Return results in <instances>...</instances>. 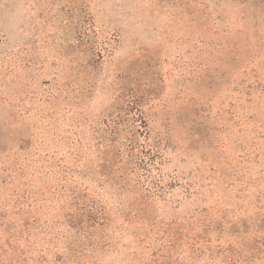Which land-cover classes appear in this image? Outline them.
Returning a JSON list of instances; mask_svg holds the SVG:
<instances>
[{"label": "rangeland", "instance_id": "374dc122", "mask_svg": "<svg viewBox=\"0 0 264 264\" xmlns=\"http://www.w3.org/2000/svg\"><path fill=\"white\" fill-rule=\"evenodd\" d=\"M130 139L160 187L134 207L103 166ZM77 192L103 228L72 224ZM204 228L201 257L171 247ZM39 251L264 264V0H0V264Z\"/></svg>", "mask_w": 264, "mask_h": 264}, {"label": "trees", "instance_id": "16d2710c", "mask_svg": "<svg viewBox=\"0 0 264 264\" xmlns=\"http://www.w3.org/2000/svg\"><path fill=\"white\" fill-rule=\"evenodd\" d=\"M110 146H112V149L109 150L108 153H111L112 155L107 160L108 162L103 165H107L106 167H109V170L104 172V176L107 178V181H111L115 185V187L119 190V194L129 191L132 192L134 195L133 200L137 201L133 207L137 205H143L145 202H147V198H152L155 196V194H157L158 190H160V187L157 188V186H139L138 179L134 177L133 167L135 164L136 168L138 164L140 165L141 163L147 165L144 158L142 156L140 157L141 149L144 147L131 139L120 144L113 143L110 144ZM142 153H144V150ZM145 155L144 157H146ZM85 188L82 189L86 192L88 189L85 190ZM70 192L68 193L69 196ZM71 193H73V191ZM84 197L85 195L81 196L80 193L78 194V192L73 196L77 206L76 210L78 211L76 215H79V218L77 219L74 216V220L70 219L69 222L71 223L73 220V225L78 224L82 228L84 227L91 230L103 228L104 225L108 223L106 218V207L104 205H97L93 201L91 203L90 201L85 203ZM131 206L132 205H127L126 207V211H128L127 215H136L140 207L138 206V208H135V211H132ZM205 228L204 230H201V232H194L191 235H185L183 240L181 238L182 235H180V232H178L177 235L175 234L172 236L173 238L170 241L172 242L171 247H175L176 245H184L191 252H198L196 258L201 257V255H203V251L207 249L211 241L209 235L210 232ZM102 239L104 240L105 238H99L98 241ZM105 242L106 240L103 242V244H105ZM38 245L43 247L44 242H37V245L34 246L37 247ZM39 250L41 249L39 248ZM69 253V251H66L62 253H54L53 255L39 251L38 254H35L31 257L30 261L31 264H69V256L67 255ZM80 255L81 254L77 252L74 257L76 259V264H84ZM206 260H209V258H206ZM225 261L227 262L229 260L225 259Z\"/></svg>", "mask_w": 264, "mask_h": 264}]
</instances>
